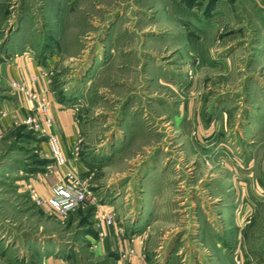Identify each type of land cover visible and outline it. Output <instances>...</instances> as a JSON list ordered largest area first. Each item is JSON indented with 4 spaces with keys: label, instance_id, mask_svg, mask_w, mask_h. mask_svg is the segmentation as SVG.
Returning <instances> with one entry per match:
<instances>
[{
    "label": "rangeland",
    "instance_id": "374dc122",
    "mask_svg": "<svg viewBox=\"0 0 264 264\" xmlns=\"http://www.w3.org/2000/svg\"><path fill=\"white\" fill-rule=\"evenodd\" d=\"M258 8L255 0H0V59L34 50L54 95L74 106L80 137L72 155L98 158L89 172L73 173L76 189L116 190L122 207L140 205L152 190L173 215L149 229L150 245L182 231L188 260L196 248L215 260L211 228L224 223L222 231L241 236L236 263L264 264ZM11 91L0 82V257L39 264L44 251L66 264H100L88 237H97L102 209L93 199L57 212L53 188L51 197L34 193L31 179L61 168L49 145L56 133L25 117L4 124ZM123 215L114 213V222ZM200 220L203 232L195 229Z\"/></svg>",
    "mask_w": 264,
    "mask_h": 264
},
{
    "label": "crops",
    "instance_id": "0c3cea01",
    "mask_svg": "<svg viewBox=\"0 0 264 264\" xmlns=\"http://www.w3.org/2000/svg\"><path fill=\"white\" fill-rule=\"evenodd\" d=\"M255 2L258 9L263 12L264 3L259 0H255ZM20 32L21 28L16 33L11 32L12 36L7 43L14 44ZM12 46L16 47V45ZM43 73H47L46 69L42 66L35 51L28 47L19 53L14 52V54H10V56L8 54V57L0 59V82L11 85L12 81L22 80L28 89L38 94L33 102L35 108L34 106L31 108L24 95L16 93L14 90L11 91L16 94V98L8 104H2L6 111L4 124L7 126L17 125L29 115L38 123L42 132L58 134L64 144L68 161L65 167L57 169L50 175H40L37 179L30 180L31 186L34 187V193L38 197H41L40 195L51 197L53 194L51 189L63 183L66 170H70L71 173L89 172L94 165H97L98 158L90 157L85 160L73 157L75 143L80 137L75 108L71 104L59 101ZM33 77H37L35 82L32 80ZM45 99L50 103L48 111L50 123L46 122L40 108L41 100ZM98 165L101 166V164ZM94 189L92 196L97 201L99 208L105 211L112 210L116 215L117 213L122 214V212L124 214L123 220L120 219L119 222L115 221L113 225L105 227V236L102 239L97 238L94 233L88 237L90 256L100 260V264H237L236 257L233 256L237 251L236 247L240 250V255H243L239 231L232 232L230 229L227 232L222 231L224 223L219 224L216 228L213 226L211 228L212 244L220 256L215 260L212 256L204 254L199 248L195 249L194 260H188L187 253L183 251L184 236L182 231H166L163 236L164 241L150 245L148 241L149 229H153L157 220L167 222L172 219L173 215L172 211L168 214L162 212L159 194H154L151 190L150 195L147 196L145 192L142 195L144 200H141L140 205L129 204L126 205L127 207H122L121 204L124 202L117 198L119 193L116 190L105 191L97 189V186ZM179 215L182 216V214ZM196 224L195 229L203 232L205 222L200 220V222L196 221ZM42 253L43 256L40 258L39 264H66L67 262L60 253L58 255H46L44 251ZM0 264L24 263L22 259L17 260L15 257L3 255L0 257Z\"/></svg>",
    "mask_w": 264,
    "mask_h": 264
},
{
    "label": "built area",
    "instance_id": "2783aa9c",
    "mask_svg": "<svg viewBox=\"0 0 264 264\" xmlns=\"http://www.w3.org/2000/svg\"><path fill=\"white\" fill-rule=\"evenodd\" d=\"M43 75L48 79L46 73H43ZM32 80L35 82L37 80V77H33ZM11 88L16 93L28 97L27 100L29 102V105L31 108H33V102L38 97V94L30 91L24 81H12ZM40 108L42 113L44 114L46 122L50 123V118L48 117V111L50 109L49 101H47L46 99L41 100ZM25 122L29 126L34 127L36 130H40L38 123L32 118V116L28 115L25 119ZM49 145L54 154L56 165L65 167L68 161L61 151L60 139L56 134H50ZM66 177L67 180L64 185H56L53 187V191L55 194L54 199H52L51 201L53 202L52 204L54 205V210L57 212L66 213L67 211H71L79 205L85 206L92 203L94 196H92L91 193L82 188L76 189L75 185L69 183L70 180L75 179L74 174L71 173V171H67ZM94 216V227H96L95 229L97 232V237L99 239H102L105 236V227L114 224V213L112 210H97Z\"/></svg>",
    "mask_w": 264,
    "mask_h": 264
}]
</instances>
